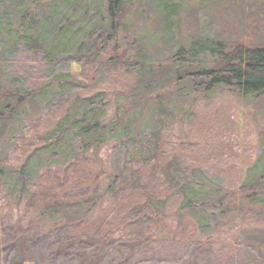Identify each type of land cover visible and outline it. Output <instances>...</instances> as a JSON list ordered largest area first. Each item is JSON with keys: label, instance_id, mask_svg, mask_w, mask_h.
<instances>
[{"label": "rangeland", "instance_id": "1", "mask_svg": "<svg viewBox=\"0 0 264 264\" xmlns=\"http://www.w3.org/2000/svg\"><path fill=\"white\" fill-rule=\"evenodd\" d=\"M85 1L90 4L73 2L74 5H69L66 10L55 13L59 20L57 26L67 33L62 38L63 46L54 47L56 54L64 50L75 53L82 39L81 34L73 36L78 29L90 31L95 25L96 28L102 27V10L97 1L81 2ZM165 6H175L171 17L164 18ZM125 20L117 34L111 35L110 41L102 46L98 63H87L88 66L83 67L74 63L69 70L71 85L79 90L80 97L99 93L104 99L105 105L98 118L104 132L113 126L117 108L132 107L121 95H126L137 84V72L133 71L131 63L140 62L139 58L146 69H152L150 75L146 72L141 78L146 86L142 93L150 96L176 91L180 94L190 93L193 88L186 82L175 86L176 78L209 60L199 57V65L174 66L172 64L179 59L174 57L178 46L201 39L221 41L228 47L236 44L264 46V0H137ZM17 59L22 61L23 58ZM19 67H5L0 71V83H8L7 71L10 70L12 76L22 75L26 87L34 89L35 78L24 76ZM196 89L195 93L184 98L174 96L169 103L163 104L161 112H144V117L131 129L130 139L157 134L166 156L144 168L136 186L137 189L145 187L162 193L160 208L165 219L152 246L144 242L135 248L132 263L151 259L143 263L264 264V191L260 195L261 204L248 205L240 202V198L231 203L226 201L227 198H220L211 206L207 204V211L200 216L203 225L200 227L195 223L196 232L192 237L190 223L177 212L179 196L165 191L169 184L164 180V174L169 162L199 170L226 195L236 192L238 197L239 187L253 178L250 171L264 158V97L242 99L231 90L203 93L199 86ZM37 103L28 109V115L20 120L19 126L1 136L0 164L6 168H18L33 146L41 143L43 134L62 116L60 109L46 113ZM129 150L131 155L136 151L133 146H129ZM123 152V140L90 146L89 149L78 146L59 148L56 157L43 165L30 182L28 190L35 197L30 206L32 209L28 213L23 210L27 197L18 206L16 195H5L0 188V216L6 218L13 229L20 214L26 215L23 222H34L44 205L42 195L49 200L50 194L53 195L51 188L61 203H76L63 197V193H69L68 189L72 187L74 191L69 200L79 201L92 196L93 201L89 207L83 204L74 219H85V223H91L92 229L103 227L105 234L114 238L124 237L125 233L115 222L116 210L112 208V202L136 203L141 196L137 192H133L134 196H125L122 193L125 185L108 191L107 187L127 161L129 169L123 172L131 186L128 177L141 161L134 156L131 159L130 153L122 157ZM69 163L74 166L70 167ZM60 187L67 189L61 190ZM78 190L82 196H78ZM109 259L120 264L121 259L115 254L110 253ZM57 261L66 264L63 259ZM44 264L49 263L45 260Z\"/></svg>", "mask_w": 264, "mask_h": 264}, {"label": "trees", "instance_id": "2", "mask_svg": "<svg viewBox=\"0 0 264 264\" xmlns=\"http://www.w3.org/2000/svg\"><path fill=\"white\" fill-rule=\"evenodd\" d=\"M81 1L0 0V71L5 67L19 65L22 74L27 78L34 77L36 83L34 89H29L22 75L12 76L10 70L7 71L8 83H0V139L6 131L19 126L20 120L28 115V109L36 102H39L37 104L46 113L59 109L62 111V116L43 134L41 143L33 146L18 168H6L0 164V188L6 192L5 195L11 196L14 193L18 206L27 197L23 210L28 213L32 209L31 204L35 202V197L28 190L30 182L43 165L46 166L47 162L56 157L59 148L78 146L89 149L90 146L123 140L122 157L130 153L131 159L134 156V159L141 161V165L129 175L130 186L123 172L130 165L128 161L123 163L124 167L111 180L107 191L125 185L126 189L122 190L125 196H134L133 192H137L141 198L136 203L124 202L126 205L120 204L121 201L112 202V208L116 210L115 222L125 233L124 237L114 238L105 234L103 227L92 229L91 223H85V219H74L82 210L83 204L87 207L91 202L93 204L92 196L79 201L69 200L68 197L74 191L69 187V193L64 192L63 197L76 203L64 204L51 188L53 195L50 194L49 200L42 195L44 205L37 212L34 222H23L26 215L20 214L13 229L7 219L0 216V264H44L45 260L49 264H59L57 260L61 259L66 264H116L114 259H109L110 253L121 259L120 264L132 263V252L144 242L152 246L163 218L165 219L160 208L162 193L145 187L137 189L136 186L144 168L166 157L157 134L130 139L132 127L144 117V112H161L165 102L169 103L174 96L184 98L195 93L196 86L203 93L218 89L231 90L242 99L257 100L264 97V46L236 44L228 47L221 41L195 40L186 46H178L174 57L179 59L172 64L182 68L197 64L200 62L199 57H204V61L209 60L203 66L199 63L197 67L193 66L191 72H185L176 78L175 86L183 82L190 83L193 91L180 94L176 91L174 94L160 92L150 96L142 93L141 90H146V86L141 78L146 72L150 75L152 69H146L142 58H139L140 62L131 63L133 71L137 72V84L126 95H121L124 102H130L132 107H124L125 110L117 108L113 126L104 132L98 122L101 108L105 105L104 99H101L99 93L80 97L79 90L71 85L69 70L74 63L80 67L88 66L87 63H98V53L102 46L110 41L111 35L117 34L137 0H96L102 10V27L96 28L95 25V29L90 31L78 29L73 36L81 34L82 39L74 50L75 53L70 54L69 50H64L56 54L54 47L63 46L62 38L67 33L64 28L57 26L59 20L55 13L66 10L69 5H74L73 2L87 6L90 4ZM174 11L175 6H165L164 18L171 17ZM18 57H22V61H18ZM129 146L136 150L132 155ZM168 163L164 180L169 186L165 191L179 196L177 212L190 223L191 237L196 232L195 223L200 227L203 225L200 216H204L207 208L220 201V198H227L229 203L240 198V202L248 205L261 204L260 195L264 191L263 157L249 173L253 178L239 187L238 197L236 192L226 195L220 186L215 187L199 170L185 168L180 163ZM68 165L71 167L74 163ZM78 192V196H82L83 193L80 190ZM47 222L49 225L46 226ZM147 260L151 261L142 259L136 263L144 264Z\"/></svg>", "mask_w": 264, "mask_h": 264}]
</instances>
